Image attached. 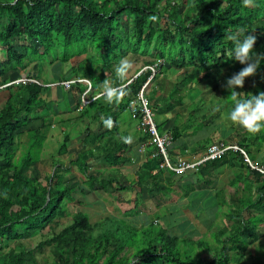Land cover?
<instances>
[{
  "label": "trees",
  "instance_id": "16d2710c",
  "mask_svg": "<svg viewBox=\"0 0 264 264\" xmlns=\"http://www.w3.org/2000/svg\"><path fill=\"white\" fill-rule=\"evenodd\" d=\"M238 29H244L246 35H254L253 50L264 53V0H247V3L245 0H0V264L254 262L247 250L258 240L259 227L264 225V176L251 170L240 154L230 153L205 162L196 172L218 169L226 160L235 157L249 173L246 179L235 176L226 190L214 192L218 202L209 211L214 212V216L209 214L204 220L196 217L205 232L200 233L198 227H194L182 235L170 233L159 224L156 216L150 220L142 219L140 225L135 209L118 219L102 216L94 220L86 211L71 214L66 206L86 205L80 197L86 198L90 193L111 197L117 189H124L117 181V174L131 162L132 148L119 140V136L127 134L119 131L117 120L127 112L129 120L139 126L138 118H132L128 105L136 99L151 75L148 67L161 61L159 72L164 73L165 65H169L172 70L185 73L182 82L192 91L195 85L205 80L220 82L224 77L225 84L227 78L244 66L230 58L233 44L226 39ZM82 56H85L83 60L71 64V60ZM128 56L145 59L144 67L138 69L143 70L139 77L134 75L129 79L131 83L126 85L127 94L121 102L108 104L103 99H94L102 92L104 80L121 83L115 79L114 65ZM47 63L57 65L52 67V72L57 67L62 70L60 87L52 85L56 82L55 74L51 82L43 84L31 79L32 67ZM103 70L110 72L109 79ZM21 78L33 82L15 84ZM156 79L153 76L151 85L157 90L161 87L166 96L169 92L162 86L164 82L153 83ZM247 81H252L249 88L244 91L238 88L237 92L245 93L247 97L264 91V62L253 76L245 78L244 84ZM256 81H262L263 86ZM63 83L69 84L64 87ZM53 89L56 102L51 100ZM178 91L173 88L170 91L171 96L178 98L177 102L180 98L176 96ZM229 95L226 88L223 89L225 108L230 110ZM147 99L155 127L159 134H163L162 127L166 123L158 121L154 115L155 107L150 106L152 94ZM169 102L172 103L173 98ZM57 105L64 107V113L77 115L63 121L57 117L60 115ZM54 116L55 121L52 120ZM108 117H111L113 127L102 129L99 134L86 129L83 149L70 162L68 169H77L82 178L80 184L70 187L62 183L63 165L58 161L52 163L54 172L50 176L31 175L40 164L39 153L49 127L61 122L64 126L77 121L92 124ZM204 118L201 117V122ZM33 119L39 120L40 126L29 132V144L22 147L21 155L16 157L18 146L15 139L21 134L19 130ZM122 121L126 125L125 120ZM201 122L194 126H201ZM182 127L173 126L169 134L173 141L184 134L185 128ZM141 131L146 141V134ZM230 132L234 131L230 130L228 135ZM261 138L262 146L264 131L255 135L243 131L239 136L238 146L250 162L253 159L247 150L250 145L259 149L261 146L255 143H260ZM209 140L210 137L206 138L205 144L199 145L202 153ZM67 143L65 137L57 149V157L66 154ZM95 152L115 174L99 177L88 174V161L99 157ZM149 160L155 161L159 168L161 157ZM137 176L141 183L149 178L145 172ZM211 179L213 177L205 180V186L199 187L207 191L209 187L213 189ZM152 188L157 194L167 195L169 192L166 187L154 185ZM232 191L234 194L228 201L226 197ZM206 195L202 190L201 196ZM64 218H69L71 223L57 231L58 222ZM46 228L54 231L46 241L51 246V256L39 261L36 254L40 253L45 242L29 248L18 242L40 236ZM15 243L18 244L10 248ZM212 247L220 252V258L213 250L214 256L210 260H202V254ZM259 258L257 261L264 262V253Z\"/></svg>",
  "mask_w": 264,
  "mask_h": 264
},
{
  "label": "rangeland",
  "instance_id": "374dc122",
  "mask_svg": "<svg viewBox=\"0 0 264 264\" xmlns=\"http://www.w3.org/2000/svg\"><path fill=\"white\" fill-rule=\"evenodd\" d=\"M84 57L85 56H82V57H78L77 59H74L73 61L71 60V64L75 65L78 61L83 60ZM127 58L132 62V68L129 71L127 77V79L129 80L131 79L132 76L135 75V73L138 71L139 68L144 67L142 66L143 65L142 63L143 60L145 59L137 56L135 57L128 56ZM53 65L54 64L49 65L47 63L45 65L42 64L40 67L39 66L32 67L33 70H31V74H30L31 79L37 80L38 81L37 84L39 83L43 84V83L51 82V79H53L52 75L55 74L56 77L54 81L56 82H53L52 85H55L56 87L58 86L60 87V84L62 82H60L59 77L63 76L62 70H60V68L57 67L54 69V72H52L53 70L52 67L57 66V65L55 66ZM165 66L167 68L162 74L163 78L169 76V71L172 69L169 65H165ZM102 72L106 78L108 79L110 78L109 71L103 70ZM224 73H226V71ZM70 76L72 77L73 75ZM156 78L157 79L153 83H156L158 81H160L161 83L164 82L162 86H165L167 90H170L169 83L165 82L164 79L159 78L157 76ZM184 78H185V73H182L181 80H183ZM167 79L168 78H166V80ZM207 81L208 80H205L203 82L198 83V85H195L192 93H190L192 89H190L189 86L183 84L182 82L181 85L182 88L181 89L179 88L180 90L177 92L176 95L177 97H180L178 102H177L178 98L171 96L170 93H167L166 96H164V92L157 90L155 86L151 85V83L147 85V88L148 87L149 88L148 89L146 88L147 93L145 92L144 95L146 97H149V95L152 94L153 99L150 102V106H153L155 104L157 105L156 108H158L163 104L165 107L164 106L161 107H163L162 111H164L166 106H168L169 104L170 106L168 107H172L171 111L173 110L182 111L181 113H179L178 111L176 112L179 113V118L184 120V123L187 121V123L185 124H188L189 122L190 124H193L191 128L193 138L203 137V139H206L210 137V139L212 138V140H220L226 138L228 136L229 130H231L234 131L235 133L234 134L230 133L227 140L239 142V136L245 130L233 124L231 121L227 119V113L229 109L225 108L226 100L225 97L223 96V89H225L223 83L224 77L220 79V82H216V80H209V82ZM251 83L252 81L251 82L247 81L243 85L242 90L244 91L247 88H249ZM257 83L258 85L263 86L262 81H259ZM54 90L55 89L51 90L53 91L51 95V100L55 101L57 95L55 94ZM57 90L59 91L58 88ZM148 90L151 91L153 90V93H151ZM155 90L159 91L158 92L159 94H157L156 93L157 91ZM188 93H190V97L187 95ZM58 96L59 99H61L60 95ZM172 98H173V102L170 103L169 101H172ZM55 102H53V105H55ZM57 108L58 111L60 112V115L57 117H60V119L63 121L69 118H74L77 115L76 113H72V114L64 113L65 109L62 105L60 106L57 105ZM153 112L154 115H156V112H158V110L155 111L153 110ZM121 115H122V119L125 120L126 125H129L131 128H133L136 122L129 120V116H128L129 114L127 112H123ZM202 116L203 118L205 117L203 119V122H201L203 125L200 124L201 126L199 127L194 126L198 120L199 121L201 120L200 117ZM155 117L157 119V116ZM52 120L55 121V116L54 118L52 117ZM102 121L103 119H99L92 124H89L86 121L68 122L66 126H64V123L61 122L59 124H55L53 127L52 126L49 127L48 132H46L45 142L39 153L41 160L40 164L37 165V169L35 171L31 172V175H35L37 173L40 174V178L50 176L52 172H54V166L52 165V163L54 161H58L63 165V171L61 174L62 183H64L65 185L67 184L70 187H74L80 184L82 178L78 174L77 169L73 167L71 170H69L68 167L70 166V162L73 161L76 158V155L80 153V151L83 149V139L85 136L86 129L90 130L92 133L94 132L93 134H99L102 131L101 129L103 125V123H101ZM176 124L181 125L183 123L176 122ZM126 125L123 124L122 120H119V126H120L119 129H121L123 126ZM39 126H40L39 120H34L28 126L19 130L21 134L17 136L15 139V143L18 146L16 150V157L21 155V152L23 151L22 147H25L27 146V144H29L31 140L29 132L36 130ZM182 126L183 128L187 127L184 124ZM65 137L68 138V143L66 144V148H67L66 154H64L61 157H57L56 156L57 149L59 148ZM261 143H262V138H261V142L260 143L256 142L255 145L261 146L260 145ZM250 146L247 150V153H249V157L253 159L252 163L257 164L258 167H264V145H262L259 149L258 147L253 148L252 146L251 147ZM87 148H90V146L87 145ZM94 154L95 156H99V157L98 159H93V160L90 159L88 161V174L90 176H96V177L103 176V174L105 175V173L102 171L103 169H105L106 165L103 163L99 153L95 152ZM184 158H188V157H184ZM117 190H118L117 193H115L111 197L98 192L90 193L89 195H86V198L80 197L81 201L84 202V204L86 205L79 206V205L68 204L66 206L69 208L68 209L69 213L72 214L73 212H76L78 210L86 211L87 215H89V217H92L94 220L102 216H110L112 218L118 219L119 217H122L123 214L130 212V211L128 212L126 211L128 208H131L132 210L135 209V217L136 219L140 220L138 222L140 225L142 224L141 222L142 219L150 220V218L153 217L152 209L147 208L146 206L142 207L141 203H137V204L134 203L133 198L137 196V194H134L135 191H126V190L123 191V189H117ZM129 190H131V188ZM132 201L133 204H131ZM70 223L71 222H69V218H64V220H60L58 222L59 228L57 229V231L61 230L64 226H67ZM195 225L197 224L195 223ZM259 228L260 231H258V240L249 248V250H247L248 251L247 253L252 255L255 259V261L254 262L252 261L251 264H264V262L262 261L261 262L257 261V259L260 260L259 256L264 253V225H262V227ZM181 231L187 232V230L186 231L181 230ZM52 232L54 231H49L46 228L41 233L40 236H35L34 238L28 240H22L19 241L18 243L29 248L34 244H37L38 242H45L40 253L36 254V257L39 261L42 258L43 259L50 258L51 246H49V243H47L46 241H48L51 238L53 234ZM18 243L12 244L10 248L17 245ZM213 250H215L214 247H212L209 252L203 253L200 258H202V260H210V258H212L211 256H214V254H212ZM3 251L6 252L7 249L4 248ZM215 256L217 258H220L221 256L220 252H217L215 250Z\"/></svg>",
  "mask_w": 264,
  "mask_h": 264
},
{
  "label": "crops",
  "instance_id": "0c3cea01",
  "mask_svg": "<svg viewBox=\"0 0 264 264\" xmlns=\"http://www.w3.org/2000/svg\"><path fill=\"white\" fill-rule=\"evenodd\" d=\"M171 70L169 71V76L166 77L168 78L167 80L166 78H163V72L159 77L170 84L171 87L170 90H168L169 93L171 91V88H173V90H180L182 88V73L177 72L176 70ZM161 89L162 88L159 87L158 90L163 92ZM159 91H157L156 93L159 94ZM190 93L187 94L189 97ZM161 106L164 105L162 104ZM161 106L156 108L157 105L154 104L155 110H158L155 115L157 116L158 121L166 123L162 127L163 134H171L170 131L173 129V126L182 127L183 124L185 125L184 120L179 118V113H181L182 111L176 110L179 112L177 113L175 110L171 111L172 107L171 110H169L167 106L165 110L162 111L163 107ZM121 119L122 116L117 120V123ZM176 122L183 124L177 125ZM199 122H201V120H198L195 125ZM192 126L193 124H189V126L185 128L184 134L181 135L179 139L173 141L171 148L169 149V154L171 157H188L191 155L199 156L202 153L203 149L200 148L199 145L205 144L206 139H203V137L193 138L191 130ZM117 127L119 129L120 126L118 125ZM101 129L106 130V127L102 126ZM119 131H126L125 133L127 135H132L133 142L130 144L132 148L130 151L131 162L124 165L120 169L121 172L120 174H117V181L119 184H121L122 188L124 187L123 191H135L134 194H137V196L133 198L134 203H141L142 207L146 206L147 208L152 209L153 216H156L158 218L159 224L168 229L170 233L182 235L189 232L194 227L195 229H197L198 227V231L200 233L205 232V228L201 227V225L197 222L196 217L199 216L204 220L207 218V215H212L214 213L209 212L212 210V208H215L218 202L215 198L214 192L226 190L228 184L233 181L235 176H241L243 179H246L247 175H249V173L239 164L238 160L234 159L235 157H231L230 159L226 160L225 165L218 169H200V171L198 172L199 174L189 172L184 175H176L161 171L159 170L155 161L149 160V155L151 153L150 147H145L143 149V153L139 152V148L145 144V141L143 140L144 134L141 130L138 129L137 124H135L133 128H131L129 125L123 126L121 129H119ZM230 133L234 134V132ZM209 141V144H211L212 142H215L217 140H212L211 138ZM102 172H104L105 175L110 176L112 174H115V172H113L107 166L105 167V169H103ZM141 172L149 174V178H147L144 183L139 182V178L137 176ZM181 176L183 177L179 178ZM209 177H213V179L211 180H213L212 187L214 188L211 189V187H209L208 191L206 189L200 188L199 186H205L203 184ZM141 184L144 185L141 186ZM154 185H157L158 187H166L169 192L167 193V195L157 194L156 191L152 188V186ZM130 188L131 190H129ZM192 188L193 191H191ZM149 189L151 192L149 191ZM202 190L203 192L207 193L205 197L201 196ZM233 194L234 191H232V193L227 196L226 199L229 201V198H231L230 196H233ZM133 201L131 202V204H133ZM131 210V208H128L126 211L128 212ZM212 216H214V214ZM208 222L209 221H207V223ZM195 223L197 225H195ZM181 230H187V232Z\"/></svg>",
  "mask_w": 264,
  "mask_h": 264
},
{
  "label": "clouds",
  "instance_id": "9594fccd",
  "mask_svg": "<svg viewBox=\"0 0 264 264\" xmlns=\"http://www.w3.org/2000/svg\"><path fill=\"white\" fill-rule=\"evenodd\" d=\"M245 3H247V0H245ZM245 33L246 32L244 31V29H238L237 33L229 34L226 37V39L231 41L233 44L232 51L229 54L230 58L234 61L239 62L241 65H244L238 72L234 73L229 78H227L224 84V87L230 93L229 96L232 104V107L227 113V119L231 121L233 124L243 128L247 133L255 135L264 131V91L258 92L256 95L251 94L246 97L242 94V92H237L236 89L242 88L245 82V78L253 76L257 72V69L260 67L261 63L264 62V53H256L253 50L254 44L256 42V37L251 34L246 35ZM131 68H132V62L128 58H121L114 65L115 79L117 81H120L121 83L114 84L108 80H104L102 82V92L99 95L95 96L94 99L96 100L103 99L104 102L108 104H113V103L119 104L122 98L127 94L126 85L131 83V81L127 79L128 73L131 70ZM142 71L143 70L137 71L135 75L139 77L142 74ZM160 74L161 72H159L158 69L153 76H160ZM182 81H181V85H182ZM150 83L152 84V80ZM102 123L108 129H111L113 127V121L111 117L104 119ZM228 137L229 136H227L224 139H220L219 141L217 140L215 142H212L211 144L206 146V149L210 145L218 142L235 143L238 146L237 142L227 140ZM119 140L126 145L131 144L133 142V136L121 135L119 136ZM204 152L199 156L201 157L204 154ZM230 153L232 152H229L227 154L229 155ZM196 156L199 157L198 155ZM254 165L258 167L257 164ZM258 168L264 171V167H258ZM197 171H195V173ZM188 172H194V171H188ZM184 174H180V175H184Z\"/></svg>",
  "mask_w": 264,
  "mask_h": 264
},
{
  "label": "built area",
  "instance_id": "2783aa9c",
  "mask_svg": "<svg viewBox=\"0 0 264 264\" xmlns=\"http://www.w3.org/2000/svg\"><path fill=\"white\" fill-rule=\"evenodd\" d=\"M161 65V61H158L157 64H154L152 67H148L151 71V75L148 78L145 85L140 90L136 99L133 102H130L128 108L132 114V118H138L139 126L138 128L143 130L146 134L147 141L143 146L139 148V152L143 153L145 147L151 148L150 158L155 159L161 157L159 161V168L164 171H168L174 174H184L188 171H197L198 168L205 162L214 161L225 156L227 153H237L243 156L244 162L250 167L251 170H255L264 176V171L250 162L245 154V152L238 147L235 143H225L218 142L210 145L204 154L200 157L190 156L184 158L182 156L171 157L169 154V149L172 145V137L169 134H159L155 123L153 120L152 112L149 108V102L147 97L144 95L146 92L147 85L151 82L153 75L157 72L158 67ZM33 82L32 80H26L21 78L15 84L26 82ZM69 83L63 84V86H68ZM83 105L86 104L82 100Z\"/></svg>",
  "mask_w": 264,
  "mask_h": 264
}]
</instances>
